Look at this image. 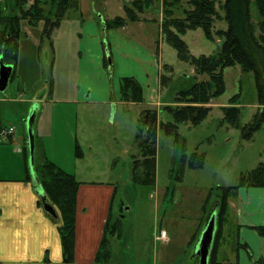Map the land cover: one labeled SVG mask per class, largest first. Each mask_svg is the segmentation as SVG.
Listing matches in <instances>:
<instances>
[{"label":"rangeland","instance_id":"rangeland-1","mask_svg":"<svg viewBox=\"0 0 264 264\" xmlns=\"http://www.w3.org/2000/svg\"><path fill=\"white\" fill-rule=\"evenodd\" d=\"M133 1L77 0L78 9L68 10L67 14L58 20L59 15L56 17L51 10L52 0H43V2L40 0L38 6L42 11L38 12L31 8L33 0H24L25 5L22 9L24 18L20 24L23 21L30 27L38 24L42 27L45 24L49 27L56 25L53 31L49 32L50 38L54 30L61 25L65 42L63 47L62 41L56 43L50 39L47 42L44 35L28 32L29 39L36 37L38 43L33 50L30 45L22 44L23 41L28 40V37L21 36L16 67L18 57L23 54L21 56L26 61L25 67L28 69L32 62V54L35 52L38 55V63L34 60L38 65L35 70L37 79L31 80L28 75L14 78L15 67L12 77L14 79L8 82L7 86L10 88L6 93H12L13 99L28 100L29 97L36 96L39 91L46 88L47 91L49 90L50 98L54 100L58 97V92L65 94L63 100H73V91H76L81 80L83 81L79 73L81 58H84L85 54L82 49L83 38L80 40L79 37V34H82L80 22L83 23V19L87 17H90V21L94 23L99 20L108 22L115 17H125L123 6L132 7ZM185 1L182 0L180 7L173 8L175 17H181V9L188 8ZM79 9L84 18L80 15L78 19L74 14V12L79 14ZM26 12L29 15H25ZM134 13L136 15L134 20L126 21L125 18L126 26L123 33L134 39L144 50H150L152 59L149 64L154 69L152 73L146 70L150 77L148 78L139 67L135 66L129 67L130 75L115 74L112 78L106 74L108 77L106 99L114 101V110H109V103L101 104L103 99H100L101 94L98 92L94 94L97 96L95 99L97 104L76 108L78 112L71 120L65 116L70 110L68 105H65L64 109H57L56 104H50L56 114L58 113V117L59 114H63L62 119L58 118L52 124L54 127H63L65 137L69 127H73L71 134L80 135L75 142V152L78 155L81 153L88 155L85 162L88 165L92 162L91 155L95 156L93 152H99L100 154H97V158L93 160L94 170L98 175L101 169L110 171L105 177H99L104 178L103 182H112L111 184L116 186L115 200L110 210L113 224L117 226L116 229L111 230L116 232L111 236L115 238L111 247L114 254L111 261L108 260L106 264H198V259L191 257L195 243L192 240L197 239L211 211V205L219 197L221 193L219 187L244 185L251 178L252 172L258 166L264 165V123L250 138L244 136L245 126L252 121L258 111L254 79L251 73L242 72L239 66L227 67L222 74L224 93L210 101L208 115L200 124L192 126L190 122L178 123L172 135L165 134L164 127L158 124L153 188L137 185L133 182L132 171L133 161L139 157L136 146L138 137L144 133L140 120L141 112L146 109L156 110L159 123H173L172 115L163 107L173 106V97L177 92L189 87L195 81L206 80L207 75H197L192 64L180 60L176 51L166 42L160 30L163 20L162 0H151L150 4L141 10L134 9ZM217 13L222 16L218 7ZM252 19V23L259 20L257 13ZM58 21L59 26H57ZM225 27V22L217 17L214 30ZM99 29L100 35L105 36L106 31H103L101 26ZM110 34L108 31L105 37L109 38ZM181 39L192 56L212 55L220 49V40L215 37L212 41L208 40L200 29L187 31ZM118 46L119 48L113 47L112 51L115 49L121 55V51L125 52V50L121 47V43ZM28 49L32 50V54L24 55ZM105 56L107 60L109 54L106 48ZM19 63L21 65L20 60ZM56 68H58L57 72H55ZM87 77L86 82L94 85L95 90L102 87L103 83L94 71H90ZM123 77H133L138 83L140 82L143 97L141 102H136L131 97L127 100L122 99L120 81ZM152 78L153 82H151ZM61 86L63 89L59 91ZM4 93L1 92L0 95ZM236 95L238 98L232 105L239 108L240 115L237 124L231 125L223 121L221 108L230 106V99ZM46 107L49 109L48 106ZM27 108L28 105L25 104L21 107L24 112L22 120L26 117ZM6 110L17 113L18 108ZM21 123L23 124V121ZM75 124L79 126L78 129H75ZM81 127L86 130L90 127L99 129L95 139L83 137L82 133L86 130H80ZM90 147L91 151H89ZM192 153L203 155V164L200 168L189 166ZM119 203L128 207L123 218L118 217L117 210L122 207ZM227 206L223 215L225 223L220 246L223 237L228 244L235 241L233 228L229 226L231 221L229 202ZM226 222L227 229H231V235L227 234V237L223 236ZM107 237H110V234ZM228 249L230 250V246L226 245L223 247V252Z\"/></svg>","mask_w":264,"mask_h":264},{"label":"crops","instance_id":"crops-1","mask_svg":"<svg viewBox=\"0 0 264 264\" xmlns=\"http://www.w3.org/2000/svg\"><path fill=\"white\" fill-rule=\"evenodd\" d=\"M8 2L10 6H13L16 0H8ZM4 7L1 0L0 13L5 10ZM74 14L78 16V19L80 15L84 18L80 9L79 14L78 12ZM89 18H84L83 23L80 22L82 34H79V37L80 40L83 38L84 48L82 49L85 54L84 58H81L79 73L83 81L81 80L76 91H73V100H63L65 95L63 92H58V97L54 100L50 98L49 90L47 91L46 88L39 91L36 96L29 97L28 100L13 99L12 93H6L10 86L3 91L4 95H0V130L3 127H14L13 132L5 137L0 135V264H96L105 224L115 200L116 186L111 184L112 182H103L104 178H100L110 174V171L104 168L98 175V172L94 170L93 160L97 158L99 152H93L95 156L91 155L92 162L89 165L85 163L88 155L82 153L78 155L75 152V142L80 135L71 134L73 127H69L66 137L63 127H54L52 123L58 118L62 119L63 114H59L58 117V113L56 114L54 107L50 104H56L57 109H64L65 105H68L70 110L65 113V116L71 120L78 112V108L97 104L95 101L97 96L94 94L99 92L100 99H103L101 104L109 103V110H114V101L106 99L107 75L112 78L115 74L130 75L129 67L132 66L139 67L146 75V70L152 73L154 69L149 64L152 59L150 50H144L134 39L123 33L125 24L117 29L106 30L101 26L102 20L94 23ZM100 26L103 31H106L105 36L108 31L111 33L110 41L108 36L106 38L100 35ZM21 29L28 37V32H33L35 35L41 34L43 27L41 24L30 27L22 21ZM50 39L56 43L62 41L64 47L65 36L61 33V25L54 30ZM120 43L125 50V52L121 51V55L115 49L112 51L113 47L119 48ZM22 44L30 45L33 50L38 46L36 37L33 39L28 37V40L23 41ZM105 48L108 50L110 63L106 60ZM34 53L32 54V50L28 49L24 54H32V62L28 69L25 67L26 61L22 58L23 54H20L14 78L16 76L23 78L28 75L31 80L37 79L35 70L38 65L34 60L38 63V55ZM56 69L55 72L58 71V68ZM90 71L98 74V78L102 81L100 89L95 90L94 85L86 82ZM159 71L158 66V76ZM147 76L150 77L149 74ZM11 79L8 82L13 80ZM153 81L152 78L151 82ZM62 89L61 86L59 91ZM23 104L28 105L26 113L32 106L37 107L33 128V169L39 184L38 168L46 161L53 163L63 172L72 174L79 183L74 211V247L71 262L64 261L59 229L62 222L60 211L52 203L57 214L56 219L43 211L38 189L31 177L24 128L25 118L22 120ZM8 108H18V111L17 113L12 110L9 112L6 110ZM74 127L78 129L79 126L75 124ZM80 130L86 129L81 127ZM98 130L96 127H90L82 133V136L86 139H95ZM83 137L81 138L84 139ZM228 202L231 212L229 226L233 228L235 241L230 242L229 245L223 237L220 252L217 251L216 254V262L219 264H264V235H260L256 230V227H264V187L240 185ZM227 228L226 222L223 233L226 237L227 234L231 235V229ZM114 239L108 237L109 261L114 254L111 248ZM226 245L230 246V250L224 253L223 247Z\"/></svg>","mask_w":264,"mask_h":264},{"label":"trees","instance_id":"trees-1","mask_svg":"<svg viewBox=\"0 0 264 264\" xmlns=\"http://www.w3.org/2000/svg\"><path fill=\"white\" fill-rule=\"evenodd\" d=\"M33 1L31 8L36 12L42 11V8L38 6L40 0ZM76 1L52 0L51 10L55 16L59 15V20L64 14H67L68 10L78 9ZM150 2L151 0H134L131 2L132 7L123 6L125 17H115L108 22L101 21V26L106 30L122 27L127 20L135 19L134 9L139 11ZM181 2L182 0H162L161 33H163L166 42L176 51L178 58L182 61H189L195 73L197 75L205 74L207 79L195 81L189 87L180 90L173 97L174 105L163 107L166 112L172 115L173 123H159L156 110L146 109L141 112L140 120L144 133L138 137L136 146L139 157L133 161L132 178L134 183L148 189L153 188L154 184L155 141L158 124L164 127V132L167 135L175 133L178 123L190 122L192 126L200 124L208 115L210 101L224 93L225 85L222 74L225 68L239 66L242 72L251 73L254 79L258 111L252 121L245 126L244 136L250 138L264 123V0H186L185 4L188 8H182V16L175 17L173 8L180 7ZM3 3L5 10L0 13V55L4 63L13 65L11 79L15 72L19 40L21 36L25 35L20 24L24 18L22 9L25 2L16 0L13 6L9 5L8 0H3ZM217 7L222 12V16L218 15ZM16 13L20 15L17 16ZM256 13L259 20L252 23V18ZM25 15H29V13L26 12ZM217 17L225 22L224 29L214 30V22ZM55 26L44 25L41 34L47 38V42L50 40L49 32ZM57 26H59V21ZM195 29H200L208 40L212 41L214 37L219 39V51L212 55L192 56L181 36L187 31ZM105 46L107 47V45ZM120 83L122 99L127 100L131 97L136 102L143 100L142 88L136 79L123 77ZM237 98L238 95L234 96L230 99V106L221 108L223 121L231 125L237 124L240 115L239 108L232 105ZM202 164L203 155L192 153L189 166L200 168ZM38 169L40 184L48 202L55 205L60 211L62 222L59 229L64 261L71 262L74 247V211L79 183L72 174L63 172L51 162H44ZM250 177L244 185L264 187V165L258 166ZM239 186L219 187L221 193L218 194L219 197L210 207L211 209L217 207V216L216 231L208 264H219L216 262V254L225 223L223 215L228 208V199L233 196L232 194ZM118 217L122 218L119 214ZM114 228L116 229L117 226L113 224V217L109 212L100 249L96 256V264L108 262L110 250L107 235L113 236L116 232L111 230ZM256 230L260 235H264L263 226L256 227ZM195 240L194 238L192 241L195 242Z\"/></svg>","mask_w":264,"mask_h":264},{"label":"water","instance_id":"water-1","mask_svg":"<svg viewBox=\"0 0 264 264\" xmlns=\"http://www.w3.org/2000/svg\"><path fill=\"white\" fill-rule=\"evenodd\" d=\"M107 61L110 63V56H107ZM13 65L6 64L3 62L2 57L0 55V92H3L7 85L8 81L10 79L11 73H12ZM37 107L32 106L24 119V128L26 133V143L28 148V154H29V167L31 172V177L34 182V185L38 189L39 193V199L41 202V206L43 211L51 215L53 218H57L56 211L54 207L48 202L44 192L41 189V186L39 184V181L35 175L34 169H33V151H34V134H33V128H34V120H35V113H36ZM128 210V207L123 208L121 210L120 208L117 210L118 214L123 218L124 212ZM216 216H217V207L211 209L209 212L204 225L195 241L192 247V258L198 259V264H208V258L210 249L212 246L214 234L216 231Z\"/></svg>","mask_w":264,"mask_h":264},{"label":"built area","instance_id":"built-area-1","mask_svg":"<svg viewBox=\"0 0 264 264\" xmlns=\"http://www.w3.org/2000/svg\"><path fill=\"white\" fill-rule=\"evenodd\" d=\"M13 129H14V127H12V126L11 127H3L0 130V135L5 137L8 133L13 132Z\"/></svg>","mask_w":264,"mask_h":264},{"label":"flooded vegetation","instance_id":"flooded-vegetation-1","mask_svg":"<svg viewBox=\"0 0 264 264\" xmlns=\"http://www.w3.org/2000/svg\"><path fill=\"white\" fill-rule=\"evenodd\" d=\"M12 70H13V68H12ZM11 74H12V73H11ZM119 205H120V206H122V204H121V203H119ZM120 209H123V207H120Z\"/></svg>","mask_w":264,"mask_h":264}]
</instances>
